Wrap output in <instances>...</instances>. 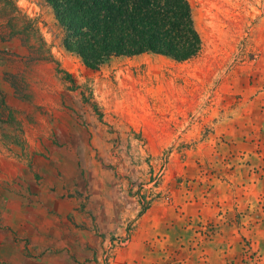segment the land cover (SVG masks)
Returning <instances> with one entry per match:
<instances>
[{
    "label": "rangeland",
    "instance_id": "1",
    "mask_svg": "<svg viewBox=\"0 0 264 264\" xmlns=\"http://www.w3.org/2000/svg\"><path fill=\"white\" fill-rule=\"evenodd\" d=\"M188 1L196 56L91 69L0 0V264H264V0Z\"/></svg>",
    "mask_w": 264,
    "mask_h": 264
},
{
    "label": "trees",
    "instance_id": "2",
    "mask_svg": "<svg viewBox=\"0 0 264 264\" xmlns=\"http://www.w3.org/2000/svg\"><path fill=\"white\" fill-rule=\"evenodd\" d=\"M45 1L63 30L65 49L91 69L112 57L141 54L185 61L201 49L188 0Z\"/></svg>",
    "mask_w": 264,
    "mask_h": 264
},
{
    "label": "crops",
    "instance_id": "3",
    "mask_svg": "<svg viewBox=\"0 0 264 264\" xmlns=\"http://www.w3.org/2000/svg\"><path fill=\"white\" fill-rule=\"evenodd\" d=\"M229 237L231 238L232 236H229ZM56 249H58V248L56 247ZM75 249L76 250H72V247L68 246V248H67L68 256L64 252H62V253H53L52 254L53 255L52 260L49 261L47 264H81V262H82V264H84L82 260L80 261V259H81V254H80L81 247H78V248H75ZM71 255L76 256L75 259H77V262H75V260L71 257ZM15 264H16V262H15ZM22 264H44V263L43 262H40V263H33V262L26 263V262H22Z\"/></svg>",
    "mask_w": 264,
    "mask_h": 264
}]
</instances>
